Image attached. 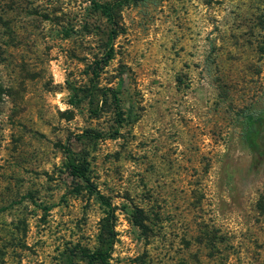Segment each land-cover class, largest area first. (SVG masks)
<instances>
[{"label": "rangeland", "instance_id": "rangeland-1", "mask_svg": "<svg viewBox=\"0 0 264 264\" xmlns=\"http://www.w3.org/2000/svg\"><path fill=\"white\" fill-rule=\"evenodd\" d=\"M93 1L0 0V264L105 245L107 207L71 174L68 143L116 206L108 264H264V156L244 124L264 116V0H130L90 101L111 28ZM119 86L111 137L100 92ZM86 129L105 137L76 139Z\"/></svg>", "mask_w": 264, "mask_h": 264}, {"label": "trees", "instance_id": "trees-1", "mask_svg": "<svg viewBox=\"0 0 264 264\" xmlns=\"http://www.w3.org/2000/svg\"><path fill=\"white\" fill-rule=\"evenodd\" d=\"M130 0H115L112 3H102L98 1H93L94 8L102 13L108 22L110 23V31L108 34V42L106 45V50L103 56L95 62V64L91 67L92 77L89 87V98L91 101V97L97 91L98 88V79L100 77V72L103 67L110 59L114 58V39L120 33V24L118 22V9L129 2ZM260 47V46H259ZM262 52H264V47L261 46L259 48ZM122 83V82H121ZM74 90L75 102L80 103L82 98H79V94L76 90ZM101 95L103 98L110 96L113 103V108L115 112V119L118 127L114 132L113 136L117 137L120 134V127L124 121V111L122 108V99H121V87H107L101 89ZM95 113L98 114L100 108L93 109ZM245 139L248 141L252 148L253 161L258 162L260 157L264 156V142L260 139V130L264 126V116L255 115L253 113H249L246 115L245 121ZM105 137L100 131L93 129H86L81 133L76 134V139H92L97 140ZM65 159L68 168L70 169L71 174L74 177L79 178L85 183V187L89 190L91 194H94L97 199L107 207V218L105 224V245L95 251H91L84 247H78L72 250V254L68 257V264H74V254L81 257L85 264H108L109 259L111 258V254L114 248V244L117 237V232L115 230L117 215H116V206L98 189V187L92 182L91 178L87 175L88 167L86 164L77 163L71 156L72 148L70 143L64 146ZM258 210L264 216V193L260 196L258 202ZM135 221L137 225L143 226L144 222L141 219L140 213H136Z\"/></svg>", "mask_w": 264, "mask_h": 264}]
</instances>
